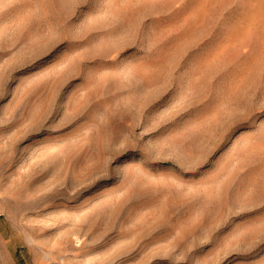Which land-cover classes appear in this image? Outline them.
<instances>
[{
  "label": "rangeland",
  "instance_id": "obj_1",
  "mask_svg": "<svg viewBox=\"0 0 264 264\" xmlns=\"http://www.w3.org/2000/svg\"><path fill=\"white\" fill-rule=\"evenodd\" d=\"M0 264H264V0H0Z\"/></svg>",
  "mask_w": 264,
  "mask_h": 264
}]
</instances>
